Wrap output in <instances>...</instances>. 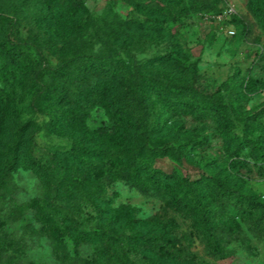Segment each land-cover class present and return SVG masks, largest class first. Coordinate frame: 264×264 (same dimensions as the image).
Here are the masks:
<instances>
[{"label": "trees", "instance_id": "1", "mask_svg": "<svg viewBox=\"0 0 264 264\" xmlns=\"http://www.w3.org/2000/svg\"><path fill=\"white\" fill-rule=\"evenodd\" d=\"M58 1L51 4L56 33L86 3ZM125 1L142 12L144 20H133L139 28H146L149 22L163 26L185 17L205 22L206 16L221 13L226 4V0ZM247 9L264 26V0H249ZM0 19L11 23L0 41V56L12 67L31 73L36 85L29 109L50 118L46 129L55 120L62 124L75 142L69 163L62 158L53 161L48 154L52 160L46 175L47 193L21 203L15 197L14 172L22 144L34 163H38L37 152H48L39 145L38 131L25 137L22 120L13 141L0 150V264H35L26 260L29 239H46L60 264H200L178 235L174 219L156 215L137 220L131 208L123 207L109 218L84 225L80 204L69 205L61 199L63 190L81 195L82 200L95 188L104 190L117 180L145 199L179 213L190 223V235L213 261L237 259V251L230 248L237 240L253 237L264 241V197L248 187V176L264 178V110L246 114L239 104L245 92L264 89L262 79L249 75L238 82L233 75L213 93L183 95L173 74L159 71L156 77H148L129 47L123 49L132 58L126 68L111 53L76 54L69 59L50 45L61 63L51 71L52 82L48 83L46 66L25 62L37 46L14 37L15 21L1 12ZM230 23L236 29L233 39H248L253 33L242 15L233 16ZM177 46L169 43L156 57L170 59ZM256 58L264 70V52H257ZM93 71L100 72L99 78L89 84ZM18 80L15 69L0 70V143L6 128L2 113L13 102ZM67 81L87 85L72 105H68ZM158 89L160 94L153 96L151 92ZM119 90H126L125 101ZM94 108H102L107 120L92 130L88 120ZM190 124L194 125L191 129ZM162 159H170L176 166L190 163L198 174L184 176L178 168L165 172L157 167ZM100 201L95 205L98 215L110 213L105 197ZM31 213L35 221L25 223L21 234L7 229L24 222ZM119 218L126 232L117 237ZM93 247L94 252L89 253Z\"/></svg>", "mask_w": 264, "mask_h": 264}, {"label": "rangeland", "instance_id": "2", "mask_svg": "<svg viewBox=\"0 0 264 264\" xmlns=\"http://www.w3.org/2000/svg\"><path fill=\"white\" fill-rule=\"evenodd\" d=\"M54 1L56 0H0V12L16 23L14 37L32 43L38 48L29 53L25 62L36 67L46 66L45 81L48 83L52 82L51 71L61 63L49 50L50 45L63 51L69 59L76 54L85 57L111 53L114 61L126 68L131 65L132 58L123 49L129 47L148 77H156L159 71L173 74V82L183 95L213 93L233 75L238 82L249 75L257 76L264 81L262 64L256 58L257 52H264V26L249 14L247 9L249 0H230L236 5L238 14L246 17L253 27V33L248 39H233L220 31L215 33L211 30L210 23L201 22L194 17L173 20L163 26L157 22H149L146 23V28H139L133 24V20L142 21L144 16L138 8L125 0H86L84 8L56 33L52 26L51 4ZM10 24L9 20L0 19V41L9 30ZM171 42L178 45L173 56L168 60L158 59L156 53L164 50ZM8 69H15L19 73V80L10 108L2 113L6 128L0 150L6 149L13 141L22 120L26 123L22 129L25 137L38 131L39 145L48 152H37L38 163H34L26 154V144L21 146L19 166L14 172L15 197L20 203L30 202L47 193L46 175L52 160L48 154H52L53 161L62 158L69 163L70 152L75 150V142L70 138L67 128L57 124L56 120L49 129L44 128L50 118L34 114L29 109L36 92L31 73L21 70L20 67H12L0 56V70ZM99 73L98 71L90 73L89 84L99 78ZM65 87L69 95L71 94L68 105H72L76 101L77 93L86 89L87 85L78 81H67ZM151 94L153 96L160 94L159 89L152 91ZM120 95L125 101L126 90H119ZM239 104L242 112L246 114L264 110L263 87L242 94ZM106 120L105 111L102 108H94L88 126L94 130L102 126ZM193 126L188 125L190 129ZM216 144L217 142H214V145ZM157 167L165 172L178 168L184 176L189 175L192 178L198 174V169L192 164L176 166L170 159L159 160ZM248 177H250L248 187L264 197V178ZM102 196L111 208L110 213L100 216L95 205L101 202ZM61 199L69 205L80 204L78 211L84 225L92 224L100 217L109 218L114 211L123 207L131 208L137 220H147L156 215L165 220L174 219L178 225V235L183 237L186 246L200 264H264V241L259 242L253 237L237 240L230 246L237 251L239 255L237 259L226 262L213 261L205 255L198 240L190 235V223L179 213L159 201L145 199L120 180L104 190L95 188L82 200L81 195L63 190ZM119 219L121 223L115 224L117 237L126 232L122 224L123 219ZM34 221L31 213L24 222L7 229L21 234L23 225ZM28 241L30 248L26 252L27 261L35 264H60L46 239ZM94 249L95 247L89 249V253H93Z\"/></svg>", "mask_w": 264, "mask_h": 264}, {"label": "built area", "instance_id": "3", "mask_svg": "<svg viewBox=\"0 0 264 264\" xmlns=\"http://www.w3.org/2000/svg\"><path fill=\"white\" fill-rule=\"evenodd\" d=\"M235 15H238L236 5L228 0L221 13L206 16L205 22L213 23L218 31L224 32L228 37H233L236 34V30L233 24L230 23V20Z\"/></svg>", "mask_w": 264, "mask_h": 264}]
</instances>
